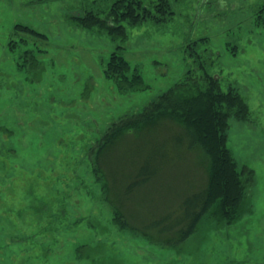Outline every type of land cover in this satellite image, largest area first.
I'll use <instances>...</instances> for the list:
<instances>
[{
  "label": "rangeland",
  "instance_id": "rangeland-1",
  "mask_svg": "<svg viewBox=\"0 0 264 264\" xmlns=\"http://www.w3.org/2000/svg\"><path fill=\"white\" fill-rule=\"evenodd\" d=\"M107 2L0 0V264H264V0H177L171 21L130 28L124 55L148 88L124 95L104 74L117 42L71 22ZM199 62L250 107V120H230L228 141L245 190L240 201L231 195L234 205L214 196L192 235L166 246L122 224L90 151ZM176 128L112 148L104 164L117 201L147 143ZM170 154L131 206L159 213L208 184L200 155Z\"/></svg>",
  "mask_w": 264,
  "mask_h": 264
},
{
  "label": "trees",
  "instance_id": "trees-1",
  "mask_svg": "<svg viewBox=\"0 0 264 264\" xmlns=\"http://www.w3.org/2000/svg\"><path fill=\"white\" fill-rule=\"evenodd\" d=\"M106 1L104 12L90 9L71 18V22L81 29L106 34L117 42L104 74L114 83L118 93L124 95L146 90L148 86L145 85L142 74L137 70L130 74L131 65L124 55L129 29L171 21L175 15L173 8L177 0H151L148 3L143 0ZM260 24L264 25V21ZM16 29L46 38L28 26L19 24ZM25 54H31L37 62L32 50ZM192 55L199 57L197 53ZM198 69L199 72L190 69L183 80L150 102L142 112L126 114L113 122L90 151L93 154L95 173L104 180L105 190L113 198L115 212L122 224L143 234L147 239L166 246L179 245L192 235L208 212L214 196L234 205L236 200L243 198L245 190L228 141L230 120H250V107L237 88L229 86L228 90H224L220 78L210 74L203 62H199ZM168 123L176 126L177 130H172L166 137L163 136L165 134H160L162 131L156 139L152 137L154 140L147 143L146 153L140 156V160L143 158L140 166L127 175L125 185L119 188L121 201H117L113 195L116 187L105 169V157L112 148L124 144V138L132 136L139 139L155 127ZM160 140L168 142L174 149L170 153H175L177 157L187 153L200 155L199 163L210 174V180L197 192L184 197L177 206L157 213L143 211L140 208L141 202L133 206L131 204L140 191L147 190L158 174L170 166L172 158L169 159L168 156L171 154L166 150H159L156 145ZM139 163L140 161L137 166ZM249 173L252 176V172ZM231 195L236 198L233 203Z\"/></svg>",
  "mask_w": 264,
  "mask_h": 264
}]
</instances>
